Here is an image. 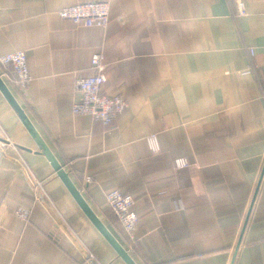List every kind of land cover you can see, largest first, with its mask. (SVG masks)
Here are the masks:
<instances>
[{
  "label": "crops",
  "instance_id": "0c3cea01",
  "mask_svg": "<svg viewBox=\"0 0 264 264\" xmlns=\"http://www.w3.org/2000/svg\"><path fill=\"white\" fill-rule=\"evenodd\" d=\"M87 1L0 0V56L24 50L32 81L0 75L46 144L138 264H264V0H105L106 28L59 16ZM96 53L128 103L109 125L73 112ZM113 190L135 198L134 239ZM0 264H127L1 90Z\"/></svg>",
  "mask_w": 264,
  "mask_h": 264
},
{
  "label": "built area",
  "instance_id": "2783aa9c",
  "mask_svg": "<svg viewBox=\"0 0 264 264\" xmlns=\"http://www.w3.org/2000/svg\"><path fill=\"white\" fill-rule=\"evenodd\" d=\"M238 11L243 14L245 6L242 1H237ZM59 16L74 23L86 27L106 28L110 21V3L105 0H93L73 4L59 10ZM254 54V50H250ZM0 63L5 67L13 68L17 83L26 88L32 81L27 55L24 50L10 52L0 56ZM91 65L94 74L88 77H79L76 80V89L81 98L73 104L75 114H89L94 119L101 120L105 124H112L115 118L126 111L128 103L122 94L107 96L102 91V86L107 82L105 57L102 53L92 56ZM151 148L157 151L159 148L157 135L149 136ZM177 167L189 166V162L183 158L176 159ZM107 204L115 213L118 221L123 226L129 238H135V230L138 216L133 210L135 198L130 194H124L119 190H113L107 194ZM29 210L19 208L17 215L22 219L29 218ZM93 257V254H92Z\"/></svg>",
  "mask_w": 264,
  "mask_h": 264
},
{
  "label": "water",
  "instance_id": "95a60500",
  "mask_svg": "<svg viewBox=\"0 0 264 264\" xmlns=\"http://www.w3.org/2000/svg\"><path fill=\"white\" fill-rule=\"evenodd\" d=\"M0 90L2 91L5 98L14 108L31 136L36 141L39 150L47 157L58 176L62 179L72 196L75 198L79 206L82 208L87 217L91 220V222L97 227V229L103 234V236L108 240V242L114 247L117 253L124 259L127 264H138L134 258L131 256L129 251L119 242V240L114 236V234L110 231V229L106 226V224L102 221V219L98 216V214L94 211V209L87 202L85 197L83 196L81 190L76 186L70 177L69 173L65 170L64 166L59 162L54 153L51 151L49 146L46 144L45 140L42 138L25 110L22 108L13 92L10 90L8 85L3 80L0 75ZM247 223V220H246Z\"/></svg>",
  "mask_w": 264,
  "mask_h": 264
},
{
  "label": "trees",
  "instance_id": "16d2710c",
  "mask_svg": "<svg viewBox=\"0 0 264 264\" xmlns=\"http://www.w3.org/2000/svg\"><path fill=\"white\" fill-rule=\"evenodd\" d=\"M114 213V212H113ZM115 214V213H114ZM116 216V215H115ZM117 218V217H116ZM120 223V222H119Z\"/></svg>",
  "mask_w": 264,
  "mask_h": 264
}]
</instances>
